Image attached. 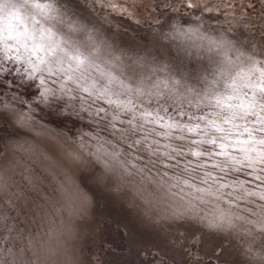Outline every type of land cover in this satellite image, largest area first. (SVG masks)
Wrapping results in <instances>:
<instances>
[{"label": "rangeland", "instance_id": "1", "mask_svg": "<svg viewBox=\"0 0 264 264\" xmlns=\"http://www.w3.org/2000/svg\"><path fill=\"white\" fill-rule=\"evenodd\" d=\"M54 6L46 24L85 54L98 51L191 83L226 61L264 59V0H54ZM6 67L0 264H262L264 201L257 197L264 187L249 181L253 196L229 187L199 198L193 189L162 186L155 157L128 148L110 117L70 110L52 116L35 105L36 89L17 65ZM28 104L32 119L20 124L14 114ZM113 144L121 153L116 159L104 154ZM234 176L225 182L236 187Z\"/></svg>", "mask_w": 264, "mask_h": 264}, {"label": "snow or ice", "instance_id": "2", "mask_svg": "<svg viewBox=\"0 0 264 264\" xmlns=\"http://www.w3.org/2000/svg\"><path fill=\"white\" fill-rule=\"evenodd\" d=\"M54 12V0H0V72L8 71V63L17 65L16 72L36 89V106L52 109V116L70 110L110 117L113 134L119 133L128 148L155 157L162 186L193 189L199 198L229 187L253 196L245 187L249 181L264 187V59L226 61L191 83L160 75L163 69L124 66L119 57L103 59L98 51L85 54L55 25L46 24ZM33 111L28 104L15 119L25 124ZM112 148L107 153L100 145L97 151L116 159L121 153ZM170 169L179 172L170 176ZM233 174L236 187L225 182ZM257 198L264 201V191ZM217 221L225 222L223 214Z\"/></svg>", "mask_w": 264, "mask_h": 264}, {"label": "trees", "instance_id": "3", "mask_svg": "<svg viewBox=\"0 0 264 264\" xmlns=\"http://www.w3.org/2000/svg\"><path fill=\"white\" fill-rule=\"evenodd\" d=\"M2 147H1V140H0V151H1Z\"/></svg>", "mask_w": 264, "mask_h": 264}]
</instances>
